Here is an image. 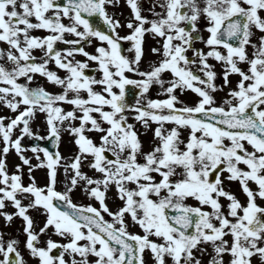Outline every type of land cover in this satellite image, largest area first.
<instances>
[{"label":"snow or ice","instance_id":"snow-or-ice-1","mask_svg":"<svg viewBox=\"0 0 264 264\" xmlns=\"http://www.w3.org/2000/svg\"><path fill=\"white\" fill-rule=\"evenodd\" d=\"M119 4L0 0V264H264V0Z\"/></svg>","mask_w":264,"mask_h":264},{"label":"rangeland","instance_id":"rangeland-1","mask_svg":"<svg viewBox=\"0 0 264 264\" xmlns=\"http://www.w3.org/2000/svg\"><path fill=\"white\" fill-rule=\"evenodd\" d=\"M46 87H48L47 85H45ZM50 90H56L55 88H50ZM6 112H8L7 109H5ZM0 114H3V111L0 108ZM37 123H39L40 125V132L43 134L44 133V126L43 123L38 121ZM69 137L67 135H65L64 137V142L61 143L60 145V151L62 152V154L64 155H68L71 153V151L73 150L74 146L72 144L69 143ZM142 139L145 142V146L148 145L150 139H151V131L149 130V132L147 133V135H142ZM28 155H31V153H28ZM17 157L15 156L14 153H11L8 157V162H13ZM13 164L14 163H8L9 166V170L12 171L13 169ZM87 170V169H86ZM34 175L36 177V180L38 183H44V176H45V171L43 169H34ZM60 178H63V173L62 171L60 172ZM25 180H27V177L25 176ZM109 199H108V204L110 207H115L116 203H119L118 200H116L114 193L110 192L109 194ZM239 195V193H238ZM74 199L75 200H81L84 202H87L83 196L82 192H76L74 193ZM241 199H243V197L241 196ZM8 211H11L8 209ZM31 211V210H30ZM33 215L36 217V221L37 223H40L43 221L44 217L42 215H39L37 213H33ZM107 218V217H106ZM21 229V221L18 218H14V223L10 224V225H5L4 220L2 217H0V231H3L5 233H9L12 236H18L19 239L23 240V235H21L20 230ZM54 239H58L57 237H53ZM21 250H23V246L21 245ZM25 256L27 257V253L25 252ZM30 264H35V261H31L30 260Z\"/></svg>","mask_w":264,"mask_h":264},{"label":"flooded vegetation","instance_id":"flooded-vegetation-1","mask_svg":"<svg viewBox=\"0 0 264 264\" xmlns=\"http://www.w3.org/2000/svg\"><path fill=\"white\" fill-rule=\"evenodd\" d=\"M145 8H147L149 6V0H142ZM109 12L110 13H116V14H119L120 15V18L123 20L125 17H127L129 15V12L130 10L128 9L127 5L125 4V0H120V4L115 6V7H109L108 8ZM145 15H149V13L145 12L144 13ZM120 35H125L127 34V29L126 28H123V29H120ZM153 44V41L151 40V38H148L146 37V44H145V51L147 52V47L149 45ZM122 45L124 47H129L130 46V42H127V41H124L122 42ZM3 45H0V47H2ZM91 50V49H89ZM190 54V53H189ZM37 55H39V53H37ZM129 55H131V53H129ZM78 58H82V57H78ZM62 74V73H61ZM98 75V74H97ZM41 82H43V78H38ZM232 79H235V77H232ZM217 83H220V81L218 80ZM50 90V88H53L51 85H48L46 84ZM129 88L131 89V91L127 94L126 98L129 99V100H132L134 99V93L137 92L138 90L135 89L133 86H129ZM54 91V90H53ZM153 95H155V93H152ZM223 93H219L218 94V99H219V96H222ZM192 97V94L191 93H188L185 97L186 100H190ZM1 110L3 111V114H8V112L5 111V108H2L0 107ZM142 132H143V129H142ZM149 132V131H148ZM148 132H145L143 133V135H147ZM24 143H29L28 140H25ZM8 163H19V160L18 158L15 159L13 162H8ZM14 165V164H13ZM13 170V169H12ZM9 210L11 211H14V209L9 206L8 207ZM16 236V235H15ZM18 237V236H17Z\"/></svg>","mask_w":264,"mask_h":264}]
</instances>
